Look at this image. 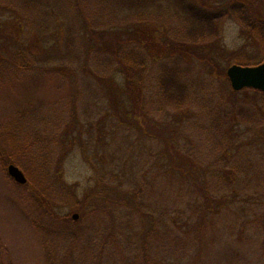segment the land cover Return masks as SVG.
Listing matches in <instances>:
<instances>
[{
    "label": "rangeland",
    "instance_id": "obj_1",
    "mask_svg": "<svg viewBox=\"0 0 264 264\" xmlns=\"http://www.w3.org/2000/svg\"><path fill=\"white\" fill-rule=\"evenodd\" d=\"M139 1L0 0L3 57L18 43L39 60L29 74L1 67L0 124L19 117L23 126L50 137L57 152L52 173L60 172L64 191L76 201L97 193L102 180L113 196L112 217L95 212L72 222L78 205L54 202L58 218L45 212L39 218L30 189L10 180L0 162V264H142L143 238L153 225L148 246L160 264H264L263 98L252 90L235 96L226 81L236 58L255 61L260 46L228 16L218 35L183 47L188 98L160 104L157 76L164 63L173 64V42L182 38L183 25L173 11L157 15L156 7ZM189 1L213 10L236 0ZM254 1L264 15V0ZM168 3L181 7L175 0L158 6ZM89 24L104 37L98 46L132 37L138 47L136 37L153 38V46L138 47L146 58L140 100L127 95L119 58L90 42ZM225 89L239 100L227 106L256 110L262 122L239 121L231 129L228 123L217 132ZM220 141L225 149L215 150ZM134 205L147 218L134 213ZM64 232L77 239H63Z\"/></svg>",
    "mask_w": 264,
    "mask_h": 264
},
{
    "label": "trees",
    "instance_id": "obj_2",
    "mask_svg": "<svg viewBox=\"0 0 264 264\" xmlns=\"http://www.w3.org/2000/svg\"><path fill=\"white\" fill-rule=\"evenodd\" d=\"M151 1H156L157 3ZM175 1H179V5L181 7L173 6L170 3H168V5H171L172 7L168 6L164 8L161 5L158 6V4L163 3V0L139 1V3L141 4L153 5L154 7H156L157 11L155 12V14L157 15L162 16L166 10L173 11V13H176L175 16L181 19V23L183 25L180 28L181 31L179 33L180 37L182 38H177L173 42L174 53L177 54L174 57L173 64H170L171 66H167L166 63H164L163 71L159 72L157 76L158 81L156 82L155 86L160 96V104L168 105L176 103L177 105H179L188 98V89L190 85H188V82L183 80L181 71L182 60H184V58L186 57V55L183 54V47L189 44V40L197 42L204 41L206 39L214 37V35H218L220 32V22L225 20L228 16H232L239 21V23L247 30L250 36L258 43L261 51L259 54V59L255 61L241 56L237 57L234 63L241 65H257L264 61V15L259 13L256 6L257 4L255 5L254 0H236L233 4L213 10H209L197 3L194 4L189 0ZM74 9H76L77 11H81L82 15H84L85 18L88 19V17H86L84 11L80 7H74ZM89 27L91 34L87 33V35L90 39V42L95 43L96 50L98 51L99 49L101 50V48H105L107 51L112 52L113 56L116 55L117 58H119L117 59L115 57L119 61V65L117 66L118 72L123 75L126 81V91L128 93L127 95H129V97L131 95L132 98L140 100L144 92L143 83L146 71L144 69L146 66V58L145 56H143L145 55L144 51L142 55V51L139 50L138 47L144 48V46H153L155 44L153 38L151 40L149 36H143V38L136 37L138 47L135 46L136 43L132 40V37L130 39L123 37H119V39L118 37L117 39L113 38L107 43V45L105 44V42H102V44L98 46L96 43H100L99 39H101L100 37L102 36L99 34L97 29H94L92 27V24H89ZM102 38L104 39V37ZM17 45V50L11 53V55L7 58H4L2 55V50L4 54V47H0V70L1 67H5L4 71L9 67H14L18 72L26 74L32 73L37 70L39 68L37 65V61L39 63L37 55L32 50H30L28 46L22 45V47H20L18 43ZM226 79L229 84V79ZM208 85L210 84L208 83ZM227 87L228 86H226V88ZM247 90H252L255 93L262 94L264 103V93L260 90L254 88H245L241 91H235L234 89L230 88L231 93L235 94V96H237V94H240L242 91ZM223 95V100L225 102H223L221 98H219L221 102L218 106V111H220L218 112V116L222 117V120L218 125L213 124L217 132L224 130V124V127H226L229 123L228 126L231 129L235 127L236 122H242L244 120L258 121L261 118L260 114L258 115V112L256 110H247L242 106H238V103L236 104L233 102L231 103V105L227 106V103L232 101L238 102L239 100H237L233 95L228 94L227 89H225ZM260 106L261 105L257 103V107ZM224 114L226 115V117H224ZM18 115L19 112L17 116ZM18 118L16 117L12 123L10 122L7 125L0 124V162L4 165L6 176L10 180H12L19 186L27 187L30 189L32 204L31 210L40 213L39 218H42L41 213L44 212L49 213L52 217H55V213L52 212L51 209L52 203L55 202L56 204H68L74 202L76 205H78V209L81 211V218L90 214L94 215L97 213L100 214V218H104L105 216L112 217L113 210L110 207L109 201L113 199V196H111V194L108 192V188H110L111 186H109L102 180L97 193L92 192L89 195L87 201H76L74 195H72L70 192L64 191L67 190V186L63 184L64 182H62L63 180L60 177V172L57 170V173H52V164L56 160L55 158L57 156V152H55L56 144H53L50 137H43L40 133H35L34 130L31 131L28 128V125L23 126V124L18 122ZM258 122H262V118ZM222 134H224L223 131ZM214 149L219 151L224 150V141H220ZM58 160L59 158H57V161ZM219 161L221 162V159ZM10 163H14L20 166L23 171H25V174L28 177V183L24 185L18 184L8 174L7 167ZM113 188L114 187H112L111 189ZM122 201L118 203L121 205H126L128 207L130 206L129 202L123 203ZM133 209L134 213H136L140 217L144 218L147 216V213H145L140 207L134 205ZM148 216L150 218L149 214ZM55 218L58 217L56 216ZM37 221V219H34L35 223H37ZM71 221H75V219H73V216L71 218ZM150 223H152V221ZM37 227H40L41 230H44L47 233H52L42 223H37ZM154 228V225L152 226V228L150 226L147 234L144 235L146 239L145 237L143 238L142 248L139 254L142 264L161 263L149 251L148 236ZM231 230H233V226ZM89 232L85 234L89 236ZM60 235L65 240H71V243H73L72 241H75V239H77L76 234L71 235L67 232H64Z\"/></svg>",
    "mask_w": 264,
    "mask_h": 264
},
{
    "label": "water",
    "instance_id": "obj_3",
    "mask_svg": "<svg viewBox=\"0 0 264 264\" xmlns=\"http://www.w3.org/2000/svg\"><path fill=\"white\" fill-rule=\"evenodd\" d=\"M227 77L235 91L245 88H254L264 93V61L257 65L232 64L227 68ZM8 174L19 184H26L28 177L16 164L10 163L7 167ZM80 214L74 213L73 219H79Z\"/></svg>",
    "mask_w": 264,
    "mask_h": 264
}]
</instances>
